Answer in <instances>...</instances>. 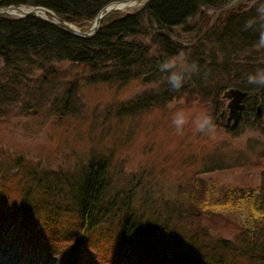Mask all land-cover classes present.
Wrapping results in <instances>:
<instances>
[{
  "label": "trees",
  "instance_id": "obj_1",
  "mask_svg": "<svg viewBox=\"0 0 264 264\" xmlns=\"http://www.w3.org/2000/svg\"><path fill=\"white\" fill-rule=\"evenodd\" d=\"M113 1L0 0V7L40 5L83 30ZM231 1L146 0L136 11L107 14L89 38L41 15H0V116L20 99L25 80L37 76L36 71L44 79L52 74L54 62L65 60L86 67L84 78L91 84L123 87L140 79L150 85L115 104V116H131L187 94L205 101L216 118L225 89L238 87L248 92L243 122L264 134V87L247 82L249 74L264 69V54L251 58L258 32L243 27L264 0L223 9ZM210 8L222 10V16L206 28L201 42L172 38L170 32L179 26L185 31L195 28L190 18ZM180 52L196 62L200 72L176 90L159 65ZM72 87L73 82L61 95L67 109L73 108ZM41 89L38 84L29 93L31 99L42 96ZM14 155H0V236L5 241L18 237L22 251L48 248L61 256L62 264H264V183L223 190L211 184L199 195V203L184 207L134 175L113 184L110 158L103 152L66 169ZM213 161L203 171L219 166ZM219 210L236 222L231 238L198 220L202 213Z\"/></svg>",
  "mask_w": 264,
  "mask_h": 264
},
{
  "label": "rangeland",
  "instance_id": "obj_2",
  "mask_svg": "<svg viewBox=\"0 0 264 264\" xmlns=\"http://www.w3.org/2000/svg\"><path fill=\"white\" fill-rule=\"evenodd\" d=\"M145 1L114 11H134ZM254 1L232 0L223 9L233 3L243 6ZM221 16L222 10L204 9L199 16L190 18L195 28L185 31L179 26L170 35L187 44L201 42L206 28ZM90 26L89 22L84 28ZM258 50L251 58H261L264 51ZM53 68L44 79L36 71L37 76L25 80L20 99L0 116V155L3 152L4 158L17 154L66 169L86 164L92 154L103 152L110 158L113 184L121 185L134 175L135 180L146 179L156 193L159 189L164 197L184 207L194 201L199 203V195L207 192L211 184L223 190L229 185L260 187L264 183V134L243 119L233 131L228 128L226 116L219 115L221 110L227 111V98L221 97L223 106L213 118L216 131L209 137L197 133L192 124L198 114L209 113L207 103L197 96L186 94L131 116H115V104L129 100L150 85L140 79H132L123 87L109 82L91 84L84 78L86 67L65 60L54 62ZM72 82L73 108L67 109L61 95ZM38 84L42 85L43 95L31 99L29 93ZM178 109H184L189 116L183 135L177 134L172 125V116ZM261 124L264 127V119ZM212 158L213 163L219 161L222 165L203 171ZM199 219L219 236L231 238L237 228L235 220L222 210L202 213ZM6 255L10 258L7 264H62L61 256L48 248L22 251L18 237L5 241L0 236V259Z\"/></svg>",
  "mask_w": 264,
  "mask_h": 264
},
{
  "label": "clouds",
  "instance_id": "obj_3",
  "mask_svg": "<svg viewBox=\"0 0 264 264\" xmlns=\"http://www.w3.org/2000/svg\"><path fill=\"white\" fill-rule=\"evenodd\" d=\"M244 30H256L258 32V40L256 47L264 49V2H260L256 6V15L247 19L244 24ZM159 69L166 73L167 83L172 89L179 90L187 79H190L193 74H199L200 68L196 62H189L183 52L178 53L174 57H169L163 60ZM247 82L250 85L264 87V69H257L254 73L247 76ZM189 123L188 113L184 109H178L172 116V125L176 133L183 135L185 126ZM192 124L197 133L213 137L216 131V125L213 117L202 112L195 116Z\"/></svg>",
  "mask_w": 264,
  "mask_h": 264
},
{
  "label": "water",
  "instance_id": "obj_4",
  "mask_svg": "<svg viewBox=\"0 0 264 264\" xmlns=\"http://www.w3.org/2000/svg\"><path fill=\"white\" fill-rule=\"evenodd\" d=\"M129 1H134V0H114V2H111L109 4L104 5L98 12L95 18L93 19L92 26L89 27L88 29L85 30H80L79 28H76L74 26L69 25L67 22H65L62 18L58 17L55 15L51 10L43 7V6H12L9 5L6 8H0V14L6 15L7 13H14L17 14V16L20 17H26L28 15L34 14L37 15L39 13H44L47 15H51L54 19L55 22L59 23L60 25L62 24L69 32L74 33L75 35H78L80 37H86L89 38L92 35H94V32L98 29L100 25V20L109 13L110 11L118 8V5L122 3L125 5ZM248 92H245L238 87L233 88H227L223 92L222 97L224 99H228L226 103V109H223L220 112V116L224 117L226 114L225 118V125L234 129L237 127V124L242 120L243 118V111L245 108V103L243 102L244 98L247 96ZM261 104H258L256 107V113L257 115H261Z\"/></svg>",
  "mask_w": 264,
  "mask_h": 264
},
{
  "label": "bare ground",
  "instance_id": "obj_5",
  "mask_svg": "<svg viewBox=\"0 0 264 264\" xmlns=\"http://www.w3.org/2000/svg\"><path fill=\"white\" fill-rule=\"evenodd\" d=\"M134 4H135L134 2H128L125 5H123L122 3H120L119 5H120V8H125V7H129V6L132 7V6H134ZM9 261H10V258L6 255V257L4 256V258L0 259V264H7V263H9Z\"/></svg>",
  "mask_w": 264,
  "mask_h": 264
}]
</instances>
